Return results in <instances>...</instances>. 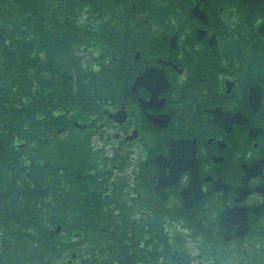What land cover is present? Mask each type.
Here are the masks:
<instances>
[{"label": "trees", "instance_id": "1", "mask_svg": "<svg viewBox=\"0 0 264 264\" xmlns=\"http://www.w3.org/2000/svg\"><path fill=\"white\" fill-rule=\"evenodd\" d=\"M191 6L192 0H0V264H176L174 245L183 256L184 238L177 234L172 244L165 226L187 218L154 191V156L176 133L136 113L131 85L146 61L167 56L176 30L194 26ZM202 6L219 43L200 54L205 63L178 86L185 106L204 92V106L216 103L218 88L206 76L217 70L236 77L237 98L264 83V37L255 27L264 4ZM231 17L239 20L222 19ZM120 104L142 121L136 119L147 151L133 186L111 183L103 170L91 175L98 160L91 133L73 126L77 120L100 130L105 111Z\"/></svg>", "mask_w": 264, "mask_h": 264}, {"label": "flooded vegetation", "instance_id": "2", "mask_svg": "<svg viewBox=\"0 0 264 264\" xmlns=\"http://www.w3.org/2000/svg\"><path fill=\"white\" fill-rule=\"evenodd\" d=\"M199 28L202 27H197V24L185 27L186 31L182 37L178 38V47L168 50L167 56L164 57L165 60L183 69V72L179 74L172 66L166 67L167 77L175 85L186 83L191 78L190 71L198 70L197 65L200 60L205 63L200 54L209 53L208 47H211L209 38L215 33L206 28V35L199 39L196 34ZM203 66L204 64L200 69H203ZM206 79L207 82L221 88L217 92L219 99L215 104L204 106L206 97L202 96L198 100L188 102L186 106L175 103L173 108L179 120L189 122L187 128L182 125L179 130L197 138L198 155L204 158L201 174L203 173V178L210 177L202 185L204 198L193 209L198 216L189 218L186 224L189 229L186 234L187 255L191 259L189 264H264V164L261 167L258 166L264 161V91L262 108L254 113L248 94L246 97L239 98L236 94L228 96L236 88V80L229 73L223 75L220 70H217L214 74H208ZM228 80L234 81L231 93H227ZM142 94L144 99H149L150 95L147 91L143 90ZM164 97L169 101L167 92L164 93ZM215 108H221L225 112H239L245 118H234L235 116L230 115L220 117V125H218L213 123L211 117L205 113L206 109ZM159 112L154 111V113ZM173 120L175 125L179 124V121L172 117ZM255 129H261L263 132L255 135ZM118 139L122 141L121 137ZM219 141H221L220 144ZM215 155L222 157V160L214 163L212 158ZM247 169L253 174L247 182L248 188L245 190H250L247 193H244V190L234 189L229 190L225 197L223 191L209 193L213 188V181H216L218 177L227 186L235 189L241 187L245 182ZM251 169L256 170L252 172ZM189 177L188 173L182 177V187L187 185ZM199 205L200 207L196 208ZM226 209L247 212L246 235L234 236L239 229L236 216L233 219L230 240L225 241L224 235L228 229L223 215ZM205 214L214 215L209 220L210 223H207ZM190 221L198 224H190ZM191 231L197 236L199 242ZM258 233L262 234L255 237Z\"/></svg>", "mask_w": 264, "mask_h": 264}, {"label": "water", "instance_id": "3", "mask_svg": "<svg viewBox=\"0 0 264 264\" xmlns=\"http://www.w3.org/2000/svg\"><path fill=\"white\" fill-rule=\"evenodd\" d=\"M204 2L205 0H200ZM248 6H255L260 4L264 0H242ZM191 15L196 17L200 20L203 24L208 23V16L207 14L202 11L198 6L194 7L190 11ZM259 33L264 35V23H262L258 29ZM198 34L200 37L205 34V31L199 30ZM176 39L175 36L172 40V47H176ZM213 37L211 39V43L213 41ZM163 64H167L168 62L160 61ZM141 87H146L148 90L152 92V97L150 101L140 100L141 108L144 112H146L149 108H156L157 104L163 106L164 99L158 101L159 96L162 91L166 90L169 87V82L164 76L163 69H156L152 67H147L146 72L144 75L138 77L132 87V90L135 94L138 93V90ZM249 99L251 105L254 107L255 111L260 107V100H261V88L259 86H255L251 88V92L249 94ZM160 107V106H158ZM221 110H213L209 111V113L213 114L215 118L213 121L218 123V114H220ZM112 119L118 123L124 122L126 119V112L124 109H121L115 114L111 115ZM148 119L156 126L165 128L169 125V117L166 114L162 115H152L147 114ZM78 127L81 125L76 124ZM138 134V131H134L132 137L127 138V140L134 139ZM169 147L172 151V157L170 159L164 158L162 155H159L156 158V162L160 167V173L158 177V183L156 185V191L159 193L161 199L166 197V188L170 185L177 183L180 177V174L187 169H190L192 172V180L190 185L181 192V196L184 201V207L191 211L192 207L201 199L202 192H201V183L204 181L200 178L198 172V164L199 161L196 159L195 156V141H186V140H179V141H170ZM217 161V159H215ZM173 162L176 168H179L178 171H175L171 174H166L164 169L170 166V163ZM191 164V166H190ZM219 182V181H218ZM218 184V183H217ZM218 188L217 190H220ZM225 217L227 219L228 213H225Z\"/></svg>", "mask_w": 264, "mask_h": 264}, {"label": "rangeland", "instance_id": "4", "mask_svg": "<svg viewBox=\"0 0 264 264\" xmlns=\"http://www.w3.org/2000/svg\"><path fill=\"white\" fill-rule=\"evenodd\" d=\"M113 143H115V142H113ZM113 143H112V145H113ZM93 144H94V148H101V147H103V146H105L104 144H103V142H101L100 140H99V138H93ZM105 148L108 150V155H111V154H113V152H112V147L111 146H105Z\"/></svg>", "mask_w": 264, "mask_h": 264}]
</instances>
